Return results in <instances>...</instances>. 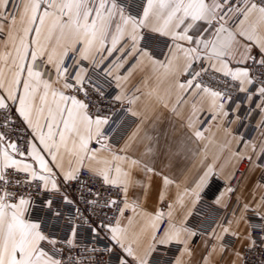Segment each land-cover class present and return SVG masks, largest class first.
<instances>
[{
  "label": "snow or ice",
  "instance_id": "snow-or-ice-1",
  "mask_svg": "<svg viewBox=\"0 0 264 264\" xmlns=\"http://www.w3.org/2000/svg\"><path fill=\"white\" fill-rule=\"evenodd\" d=\"M0 264H264V0H0Z\"/></svg>",
  "mask_w": 264,
  "mask_h": 264
},
{
  "label": "crops",
  "instance_id": "crops-1",
  "mask_svg": "<svg viewBox=\"0 0 264 264\" xmlns=\"http://www.w3.org/2000/svg\"><path fill=\"white\" fill-rule=\"evenodd\" d=\"M205 163H214L215 165L214 174L210 176L207 186L214 177H218L222 179L227 184H230L233 181L232 179H229V176L232 172L236 171V169L232 164H230L227 153L220 155L215 148H212L210 149L208 160L205 161ZM186 164L188 169L190 170L189 173L190 179L195 178L197 174L200 172L201 168L203 167V165L199 162V158L189 159L186 162ZM251 186H252L251 183L247 180H244L243 183H239L238 189L236 191V196L237 197L247 196L248 190L251 189ZM205 188L203 189V191L205 190ZM225 193L226 191L222 194V196L224 197L225 200L228 201L230 198V193L224 195ZM201 245H202V241L201 239H199L198 242L194 244V247H196L197 251H199V247Z\"/></svg>",
  "mask_w": 264,
  "mask_h": 264
},
{
  "label": "built area",
  "instance_id": "built-area-1",
  "mask_svg": "<svg viewBox=\"0 0 264 264\" xmlns=\"http://www.w3.org/2000/svg\"><path fill=\"white\" fill-rule=\"evenodd\" d=\"M249 135H255V130L250 129L248 130ZM244 171L243 167L239 168V172L237 173L236 179H234L230 184L225 183L222 179L218 177L212 178L208 186L205 188V190L202 193V202L204 204H213V202L222 196V194L227 190L229 186L233 187L234 189H238L241 177L239 173H242ZM236 191L234 193H230V198L228 200L229 204L234 206L235 200L237 198ZM225 209L221 208L220 213L223 215ZM199 238L195 240L196 244L198 242Z\"/></svg>",
  "mask_w": 264,
  "mask_h": 264
}]
</instances>
